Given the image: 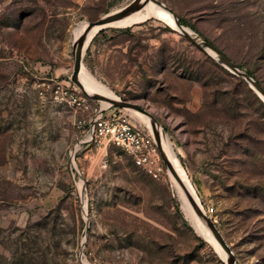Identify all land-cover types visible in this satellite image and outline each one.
I'll return each instance as SVG.
<instances>
[{
    "label": "rangeland",
    "instance_id": "rangeland-1",
    "mask_svg": "<svg viewBox=\"0 0 264 264\" xmlns=\"http://www.w3.org/2000/svg\"><path fill=\"white\" fill-rule=\"evenodd\" d=\"M134 1L0 0V264H228L171 175L98 146L56 93L83 96L73 30ZM159 1L264 88V0ZM104 31L84 70L156 118L236 264H264V98L155 17Z\"/></svg>",
    "mask_w": 264,
    "mask_h": 264
},
{
    "label": "water",
    "instance_id": "water-1",
    "mask_svg": "<svg viewBox=\"0 0 264 264\" xmlns=\"http://www.w3.org/2000/svg\"><path fill=\"white\" fill-rule=\"evenodd\" d=\"M150 1H153L158 8L168 12L171 14L173 17L176 26L179 29V32L184 35L190 42H192L196 47H198L201 51L206 53L208 56L212 57L215 59L220 65L225 67L227 70H229L232 74L243 78L246 80L251 86H253L257 92L264 98V88L262 85L257 82L251 75H249L247 72L241 70V68L233 62L230 58L227 56L221 54L218 50H216L210 43L202 41L200 42L195 36L191 35L189 31L187 30L186 27L180 24L178 16L173 12V10L169 9L164 3H162L159 0H135L132 4L128 5L127 7L106 14L104 17L100 18L97 21L90 22L88 25V28L84 32V34L75 42H73V72L71 75V81L74 85H76L80 90L83 96L88 98L89 100L93 102H97L103 105L102 102L109 103L110 105L108 107H104V109H118V110H127V111H135L138 112L147 118H149L150 125H151V135L160 151V154L162 156L164 166L167 170L168 175H172L175 180L183 187L185 190V194L187 196V199L191 205V207L194 209L195 213L197 216L202 219V222L206 225V227L211 231L213 234L214 238L218 241L222 249L226 252L228 256V264H236L235 257L231 251V248L225 241L223 235L219 231L218 227L216 224L213 222V220L206 214L204 211L203 207L200 206L201 204L197 202V200L194 198V196L191 194V192L188 190L187 185L177 172L175 166L165 153L162 145V139H161V133L159 131V128L162 129L163 134L166 136L165 131L163 128L159 125L158 121L156 118L147 110L142 108L141 106L131 103L129 101H123L118 99H112L100 94H89L83 85V83L80 80V74L81 70L83 68L84 64V57L87 53V50L89 49L93 39L104 29L106 28H101L96 35L91 39L89 44L85 47L88 39V34L89 32L95 28V27H105L106 25H109L115 21L122 20L124 18H127L133 13H136L140 10H142ZM215 54L217 58H215L213 55ZM167 137V136H166ZM200 204V205H199ZM202 207V208H201Z\"/></svg>",
    "mask_w": 264,
    "mask_h": 264
},
{
    "label": "built area",
    "instance_id": "built-area-1",
    "mask_svg": "<svg viewBox=\"0 0 264 264\" xmlns=\"http://www.w3.org/2000/svg\"><path fill=\"white\" fill-rule=\"evenodd\" d=\"M62 100L68 102L89 119L80 121L91 141L98 146H115L127 154L134 164L157 182H165L169 176L160 151L151 135L128 122L122 110L104 109L103 105L93 102L77 91L63 88L57 90Z\"/></svg>",
    "mask_w": 264,
    "mask_h": 264
},
{
    "label": "bare ground",
    "instance_id": "bare-ground-1",
    "mask_svg": "<svg viewBox=\"0 0 264 264\" xmlns=\"http://www.w3.org/2000/svg\"><path fill=\"white\" fill-rule=\"evenodd\" d=\"M152 17H155L159 20H162V21L168 23L173 29L179 31V29L176 26L175 21H174L173 17L171 16V14H169L168 12L158 8L157 5L153 1H150L142 10L131 14L127 18H124V19L119 20V21H115L109 25H106L105 27L93 28L88 34V39H87V43H86L85 47L89 44L91 39L94 37V35L97 34V32L101 28L126 29V28H130L136 24L143 23ZM88 25H89V22H87V23L83 22L81 25L77 26L73 30V34H72L73 35V42L78 40L84 34L86 29L88 28ZM187 30L189 31V33L191 35L195 36L192 30H190L188 28H187ZM212 55L215 58H217V56L215 54L212 53ZM80 80L83 83L85 90L89 94H100V95H103V96H106V97H109L112 99H118V97L107 86H105L104 84H102L101 82L96 80L90 73H88L86 70H84V67L81 70ZM102 103H103L104 107H108L110 105L109 103H106V102H102ZM130 112L133 113L134 115H136L151 130L149 118H147L146 116H144L138 112H135V111H130ZM159 131L161 133L162 145H163V149H164L165 153L167 154V156L169 157V159L171 160V162L175 166L177 172L179 173V175L181 176V178L183 179V181L187 185L188 190L191 192V194L194 196V198L197 200V202H199L195 190L193 189L189 179L186 176L185 171L181 168V165L179 164L178 159L176 158V156L174 154V151H173L172 146L169 142V139L163 134V131L161 128H159ZM171 178L174 182V185L177 189V192L179 193V195L183 201V209L185 211L187 218L193 223L195 228L200 233H202L210 242L213 243L216 251H218V253L223 257V259L228 258L226 252L222 249V247L220 246L218 241L214 238L211 231L206 227V225L202 222V219H200L197 216L194 209L191 207L183 187H181V185L175 180V178L172 175H171Z\"/></svg>",
    "mask_w": 264,
    "mask_h": 264
},
{
    "label": "trees",
    "instance_id": "trees-1",
    "mask_svg": "<svg viewBox=\"0 0 264 264\" xmlns=\"http://www.w3.org/2000/svg\"><path fill=\"white\" fill-rule=\"evenodd\" d=\"M179 18V22H180V24L181 25H184V26H187V24H186V22L184 21V20H182L180 17H178ZM130 29L131 28H126V29H118V31H121V32H125V33H128L129 31H130ZM106 38V39H108L109 38V36H107L106 34H105V31L104 30H102L98 35H97V37L94 39V41L92 42V45H95L97 42H98V40H99V38ZM208 43H210L216 50H218L221 54H223L224 55V53L219 49V48H217L214 44H212L211 42H208ZM91 45V46H92ZM90 50H91V47L88 49V53L90 52ZM134 163V162H133ZM135 165V164H134ZM136 166V165H135ZM137 167V166H136Z\"/></svg>",
    "mask_w": 264,
    "mask_h": 264
},
{
    "label": "crops",
    "instance_id": "crops-1",
    "mask_svg": "<svg viewBox=\"0 0 264 264\" xmlns=\"http://www.w3.org/2000/svg\"><path fill=\"white\" fill-rule=\"evenodd\" d=\"M134 26H136V25H134ZM134 26H132V27H134ZM132 27H130V28H132ZM96 37H97V36H96ZM96 37H95V38H96ZM95 38H94V39H95ZM94 39H93V41H94ZM99 40H101V37L99 38ZM99 40H98V42H99ZM93 41H92V42H93ZM91 45H92V43H91ZM91 45H90V46H91Z\"/></svg>",
    "mask_w": 264,
    "mask_h": 264
}]
</instances>
